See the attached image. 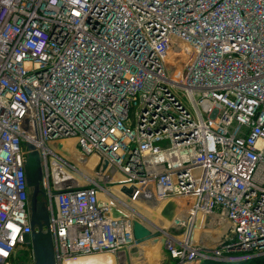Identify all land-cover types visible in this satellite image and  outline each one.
<instances>
[{
  "label": "built area",
  "instance_id": "2783aa9c",
  "mask_svg": "<svg viewBox=\"0 0 264 264\" xmlns=\"http://www.w3.org/2000/svg\"><path fill=\"white\" fill-rule=\"evenodd\" d=\"M28 136L56 264L127 259L149 226L131 203L175 220L153 231L172 264L264 257V0H0V264L32 248Z\"/></svg>",
  "mask_w": 264,
  "mask_h": 264
},
{
  "label": "water",
  "instance_id": "95a60500",
  "mask_svg": "<svg viewBox=\"0 0 264 264\" xmlns=\"http://www.w3.org/2000/svg\"><path fill=\"white\" fill-rule=\"evenodd\" d=\"M30 122H31V118H30ZM31 130H32V126H31ZM20 144H21V154L23 161L28 209H29L31 232H32L31 244L35 257V263L56 264L53 238L49 229V212L47 210L46 194L43 187L44 171L42 167L40 152L34 144L29 142V136H28V142L20 140ZM124 191L128 195L132 196V190L125 188ZM41 197L45 198V202L41 200ZM41 201L44 203H41ZM102 205L103 204H101V206ZM115 214L118 215L117 213ZM165 216L169 220L171 219V216L169 215H165ZM44 227H48L47 232H44L43 230ZM133 235L137 244H144L150 240L160 237L161 234L153 233V231H151L149 227L143 225L142 223H140V221L136 220L133 223ZM241 261L242 260L237 262H241Z\"/></svg>",
  "mask_w": 264,
  "mask_h": 264
},
{
  "label": "bare ground",
  "instance_id": "6f19581e",
  "mask_svg": "<svg viewBox=\"0 0 264 264\" xmlns=\"http://www.w3.org/2000/svg\"><path fill=\"white\" fill-rule=\"evenodd\" d=\"M177 76L179 77V73L177 72ZM72 143L73 142H65V144L63 145L65 148L68 147L72 153V155H69V156H73V158L75 159V155H73V148L72 147ZM89 166L91 169L88 170L85 166ZM97 165H98V159L96 157H91L89 158L88 160H86L85 162H79V167L82 171V173H84L89 179L92 178V179H96L94 178V175L95 173H97ZM59 173L56 171L55 172V175H58ZM72 174L70 173L69 174H64V176H60L59 179L61 177H70ZM85 175H81V176H85ZM118 176V175H116ZM116 176H113V177H116ZM72 177H74V179L76 178V176L72 175ZM98 179H102V176L100 175V177ZM113 179V178H112ZM121 177L118 176L117 179L114 178L113 181L115 180H120ZM81 179L78 178V181H80ZM122 180V179H121ZM112 190L114 191V193L118 196H121L123 197V195L120 193L121 191V188L119 186L117 187H113ZM101 199H103V196H101ZM132 207L131 209H133L134 211H136L137 213L141 214L144 218L147 219L148 224H150L148 227L149 229L152 231V229H168L169 226H165V227H157L154 223H153V216H151L153 213H155L156 215H162V208H163V205H160L158 207H154V208H149V209H146V208H142L140 207L139 205H137L136 203H131ZM139 210V211H137ZM122 215V214H121ZM180 215V213H179ZM178 216V213L177 215ZM120 215H116L115 214V217L114 218H119ZM162 217V216H161ZM164 221V223H166V225H173L174 221L175 220H169V219H164L162 218ZM177 222L178 221H181V223L185 220V218L183 219V216L181 215V220H179V218H177ZM204 223H205V218H204V215L202 213L198 214L197 216V227L195 228L194 232H193V235H192V239H193V243L194 244H198V243H201V241L204 242V240L202 239L204 235H207L209 236V238L211 239H208V241L205 243L206 244H213L215 242V240H218V238L220 239L222 234H219V232H215V235H210L209 233H212L210 229L208 228H205L204 226ZM209 234V235H208ZM151 241V240H150ZM149 242V241H148ZM169 242H172V239L170 238ZM147 243V242H146ZM166 243L164 244V249H165V246H166ZM141 245V244H140ZM138 245L135 249L139 248ZM168 246H170V243H168ZM133 251V250H132ZM131 251V252H132ZM84 259H87L84 260ZM116 260H118V258H116L115 255H113L112 253H109V252H103V253H97V254H91V255H86V256H80V257H75V258H72V259H68L67 261H65L64 264H116ZM90 262V263H89Z\"/></svg>",
  "mask_w": 264,
  "mask_h": 264
},
{
  "label": "rangeland",
  "instance_id": "374dc122",
  "mask_svg": "<svg viewBox=\"0 0 264 264\" xmlns=\"http://www.w3.org/2000/svg\"><path fill=\"white\" fill-rule=\"evenodd\" d=\"M161 147H163V144H162ZM53 149H55V148L53 147ZM85 167L88 170L91 169L88 165L85 166ZM99 177H100V175H97V173H95L94 178L97 179V180L95 179V182L98 183V184L101 183L100 179H98ZM90 182L91 181H89V180L84 178L85 185H87ZM117 186H119L118 183H115V185H112V188L113 187H117ZM151 216L154 217L153 218V223L157 227L161 228V227L169 226V228H170L172 226V225H166V223L163 222L164 220L162 218H164V217L162 215H161L162 216L161 217L160 215H156L155 213H153ZM180 217H181V214L180 215L178 214L177 218L180 219ZM164 219H166V218H164ZM152 231H155V229H152ZM184 232H185V230L177 231V230L173 229L170 233H171L172 236H179V235L183 236ZM165 242L166 241H164L162 237H158V238H155V239L147 242L148 244L145 245V246L143 244H141L139 246V248H137V250L132 251L131 257H127V259H126L125 255L121 254L120 257L118 258L119 259V264H122V257L124 259H126V263L127 264H132L130 258H132L133 264H172L173 261L170 259L169 253L164 249ZM163 253H164V255H163ZM150 254L153 256L152 258L150 256ZM19 258L20 259H17L14 264H36L32 248H29L27 250V252H26V250H24L23 253L21 254V257H19ZM84 260L87 261V259H84ZM123 262H124V260H123ZM245 262H243V263H245ZM204 263H211V262L210 261H206V262H202L201 264H204ZM222 264H236V263H234V262L225 263L224 262ZM260 264H264V263H260Z\"/></svg>",
  "mask_w": 264,
  "mask_h": 264
},
{
  "label": "trees",
  "instance_id": "16d2710c",
  "mask_svg": "<svg viewBox=\"0 0 264 264\" xmlns=\"http://www.w3.org/2000/svg\"><path fill=\"white\" fill-rule=\"evenodd\" d=\"M41 200H43L45 202V198L44 197H41ZM41 201V203H44ZM164 255V253H163ZM19 257H21V254L19 255ZM18 257V259H20ZM260 263H264V257H261V258H256V259H252V260H247L245 263L242 262V264H260ZM204 264H222V263H214V262H211V263H204ZM238 264H241V263H238Z\"/></svg>",
  "mask_w": 264,
  "mask_h": 264
},
{
  "label": "crops",
  "instance_id": "0c3cea01",
  "mask_svg": "<svg viewBox=\"0 0 264 264\" xmlns=\"http://www.w3.org/2000/svg\"><path fill=\"white\" fill-rule=\"evenodd\" d=\"M115 179H117L118 178V176H116V177H114ZM148 243H145V244H143L144 246L145 245H147ZM141 248V247H140ZM135 250H137V249H134L133 251H135ZM131 255H132V252L130 253V255L128 256V257H131ZM150 256H151V258L153 257L151 254H150ZM131 259V263L133 264V260H132V258H130ZM123 260H124V262H123ZM116 264H119V259L118 260H116ZM122 264H127L126 263V259H124L123 257H122Z\"/></svg>",
  "mask_w": 264,
  "mask_h": 264
}]
</instances>
